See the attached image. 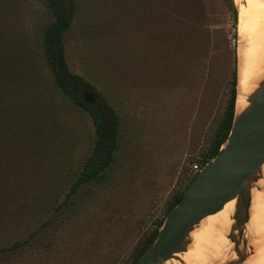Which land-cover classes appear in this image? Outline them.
I'll use <instances>...</instances> for the list:
<instances>
[{"label":"trees","instance_id":"16d2710c","mask_svg":"<svg viewBox=\"0 0 264 264\" xmlns=\"http://www.w3.org/2000/svg\"><path fill=\"white\" fill-rule=\"evenodd\" d=\"M209 1L228 13L226 41H232L230 51L234 52L222 115L206 147L190 160L191 171L184 172L183 183L167 199L163 215L142 234L129 255L113 264H135L142 257L198 171L193 165L200 169L214 157L229 133L235 102L237 10L233 0ZM36 2L38 7L33 9L29 0H0V245L3 237L13 240L11 246L0 247V256L7 251L19 253L33 243L43 249L42 242H52L49 239L57 226L58 235L77 237L80 229L70 228L69 209L77 206L81 189L106 181L124 144L125 127L116 107L115 89L110 82L100 83L97 70L87 78L73 72L66 59L65 32L80 11L96 0ZM157 2L149 0L147 12L148 86L154 95L160 42L171 65L169 88L176 77L174 69L179 80L199 79V45L206 15L204 0H162L164 9ZM24 15L32 20L23 23ZM159 16L163 18L160 27ZM96 29L90 25L80 35L93 41L100 36ZM103 55L100 58L107 61ZM74 114L89 117L92 130L88 137H77L66 117ZM82 138H90L88 148L77 156L74 150Z\"/></svg>","mask_w":264,"mask_h":264},{"label":"rangeland","instance_id":"374dc122","mask_svg":"<svg viewBox=\"0 0 264 264\" xmlns=\"http://www.w3.org/2000/svg\"><path fill=\"white\" fill-rule=\"evenodd\" d=\"M36 1L29 0L33 9L38 7ZM148 1L96 0V4L80 11L65 32L70 70L86 78L97 70L100 83L110 82L115 89L116 107L125 127L124 144L106 181L95 188L81 189L77 206L69 209L70 228L80 229L77 237L58 235L57 226L49 239L52 242H42L44 250L33 243L19 253L7 251L0 256V264H113L126 257L156 218L163 215L167 199L183 183L184 172L191 171L190 160L208 144L224 109L234 61L232 41H226L228 13L204 0L206 15L197 81L179 80L174 69L176 77L169 88L167 71L171 65L160 42L158 89L154 95L148 86ZM161 1L157 3L164 9ZM233 1L242 7L241 0ZM22 20L32 19L24 15ZM162 23L159 16L158 26ZM90 25L97 27L95 31L100 35L93 41L80 35ZM239 29L236 24L235 55L242 46ZM100 53L107 61H102ZM246 63L239 55L237 70ZM66 117L78 138L91 133L88 116ZM88 141L82 138L74 154L82 155ZM1 240V248L13 244L12 237Z\"/></svg>","mask_w":264,"mask_h":264},{"label":"water","instance_id":"95a60500","mask_svg":"<svg viewBox=\"0 0 264 264\" xmlns=\"http://www.w3.org/2000/svg\"><path fill=\"white\" fill-rule=\"evenodd\" d=\"M235 86V99H236ZM247 105L235 109L229 133L214 157L190 180L180 200L166 214L154 242L135 264H166L184 252L189 234L204 217L235 200L226 237L233 258L222 264H241L250 248L244 238L249 218L250 184L260 177L264 163V79L245 97Z\"/></svg>","mask_w":264,"mask_h":264},{"label":"bare ground","instance_id":"6f19581e","mask_svg":"<svg viewBox=\"0 0 264 264\" xmlns=\"http://www.w3.org/2000/svg\"><path fill=\"white\" fill-rule=\"evenodd\" d=\"M241 1L242 7L235 5L237 30L240 27L242 36L238 54L236 50V111L247 105L245 97L264 79V0ZM239 55L247 63L237 70ZM250 198L249 218L244 225L250 253L241 264H264V163L259 179L250 184ZM234 203V199L230 200L216 213L201 219L189 234L187 249L166 264H222L233 258L226 233L232 223Z\"/></svg>","mask_w":264,"mask_h":264},{"label":"built area","instance_id":"2783aa9c","mask_svg":"<svg viewBox=\"0 0 264 264\" xmlns=\"http://www.w3.org/2000/svg\"><path fill=\"white\" fill-rule=\"evenodd\" d=\"M193 169H194L195 171H197V170H199V167H198L197 165H193Z\"/></svg>","mask_w":264,"mask_h":264}]
</instances>
